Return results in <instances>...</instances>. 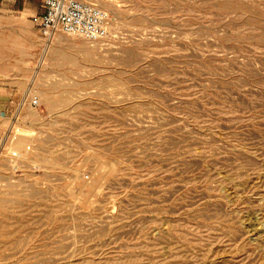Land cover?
I'll use <instances>...</instances> for the list:
<instances>
[{"label":"rangeland","instance_id":"rangeland-1","mask_svg":"<svg viewBox=\"0 0 264 264\" xmlns=\"http://www.w3.org/2000/svg\"><path fill=\"white\" fill-rule=\"evenodd\" d=\"M4 4L0 264H264V0Z\"/></svg>","mask_w":264,"mask_h":264},{"label":"built area","instance_id":"built-area-1","mask_svg":"<svg viewBox=\"0 0 264 264\" xmlns=\"http://www.w3.org/2000/svg\"><path fill=\"white\" fill-rule=\"evenodd\" d=\"M105 0H44L38 18L40 36L48 45L58 33L94 41L108 34L110 18L100 6ZM37 97L31 104L37 105Z\"/></svg>","mask_w":264,"mask_h":264},{"label":"crops","instance_id":"crops-1","mask_svg":"<svg viewBox=\"0 0 264 264\" xmlns=\"http://www.w3.org/2000/svg\"><path fill=\"white\" fill-rule=\"evenodd\" d=\"M4 2H5V0H0V20H2L5 17L3 15V11L4 10H10V11H16L17 10L15 8V5L14 4H12L11 6L9 5L8 6L9 8L8 7L6 8ZM42 12H43V10H42ZM38 18H39V15L37 16L36 26H37L38 33H40L39 32V28H38ZM21 21L24 22V24H25L24 26L27 28L28 27V24H27L26 19H24V20L22 19ZM33 24H34V22H33ZM0 33H2V32H0ZM11 101H12L11 96L6 91H4L3 89H0V106L1 107L2 106L3 107H8L10 105Z\"/></svg>","mask_w":264,"mask_h":264}]
</instances>
